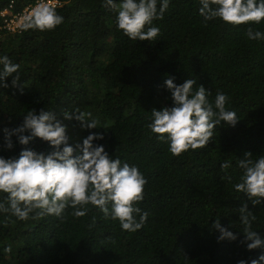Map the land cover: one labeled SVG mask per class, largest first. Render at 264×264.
Returning a JSON list of instances; mask_svg holds the SVG:
<instances>
[{
  "label": "trees",
  "instance_id": "trees-1",
  "mask_svg": "<svg viewBox=\"0 0 264 264\" xmlns=\"http://www.w3.org/2000/svg\"><path fill=\"white\" fill-rule=\"evenodd\" d=\"M36 2L0 0V55L20 64L17 85L7 77L8 87L0 88V155L16 156L24 147L13 136V149H5L3 129L21 125L29 109H53L75 141L89 130L63 113L90 112L99 127L90 131L104 133L94 143L145 176L137 206L148 218L129 233L91 205L79 218L71 208L62 219L36 216L38 210L26 221L0 213V264H237L264 254L246 249L239 220L247 204L256 216L253 230L264 237V205L253 206L233 188L245 153L253 160L264 154V40H249L248 25L204 22L198 0H171L163 19L154 21L161 35L151 43L128 39L102 0H58L55 9L64 20L51 31L5 27V19ZM5 10L10 16H2ZM251 27L264 32V22ZM166 76L176 84L195 79L211 91L210 102L217 91L226 93L236 125L222 122L204 147L172 155L148 128L152 108L171 104ZM28 147L50 151L38 138ZM225 160L231 163L227 172L220 168ZM219 219L235 241L217 242L212 221Z\"/></svg>",
  "mask_w": 264,
  "mask_h": 264
},
{
  "label": "clouds",
  "instance_id": "clouds-1",
  "mask_svg": "<svg viewBox=\"0 0 264 264\" xmlns=\"http://www.w3.org/2000/svg\"><path fill=\"white\" fill-rule=\"evenodd\" d=\"M171 0H102V6L115 12V25L128 39L151 43L161 35L154 21L162 20ZM198 15L204 22L220 20L239 26L248 25L245 35L249 40H264V32L253 31L251 25L264 22V0H198ZM48 0H37L29 12L19 21L21 31H51L63 23ZM11 77L13 87L20 78V64L7 55H0V88ZM195 86V87H194ZM164 87L170 93V106L152 108L148 128L156 139L167 143L168 151L179 156L189 149L202 148L209 143L217 126L234 127L239 118L226 108L229 97L217 91L210 102L211 91L198 85L195 79L174 83L166 76ZM23 122L11 130L3 129L4 148L12 150V137L24 146L16 156L0 155V213H9L19 221H26L35 210L36 216H55L62 219L67 208L71 215L84 217L91 205L98 208L106 219L118 221L120 229L134 233L141 229L148 213L137 205L144 199L145 176L136 165H129L119 157L109 154L102 143L103 132L90 112L74 109L65 111V120L76 121L80 129L89 130L86 137L73 140L68 125L57 119L53 109H29ZM27 133V135H25ZM39 139L50 151H37L30 142ZM71 141V142H70ZM245 153L238 161L243 171L239 182L233 185L236 192L245 195L253 206L264 205V154L251 159ZM231 163L225 160L220 168L227 172ZM229 179H231L229 177ZM239 220L243 225V243L246 249H264V237L253 230L256 216L247 204L239 208ZM212 229L219 232L217 242L235 241L237 236L223 227L219 220L212 221ZM11 251L10 246L3 249ZM237 264H264V254L256 259H241Z\"/></svg>",
  "mask_w": 264,
  "mask_h": 264
},
{
  "label": "built area",
  "instance_id": "built-area-1",
  "mask_svg": "<svg viewBox=\"0 0 264 264\" xmlns=\"http://www.w3.org/2000/svg\"><path fill=\"white\" fill-rule=\"evenodd\" d=\"M48 3L51 4L53 7L57 8L59 6V2L58 0H48ZM29 6L27 7L22 13L17 14V15H13L11 16V18L9 17L8 19H5V27L12 31L15 32L17 30H19V21L21 20V18L26 15L29 10L33 7ZM10 16V12L8 10H5L4 12H2V16Z\"/></svg>",
  "mask_w": 264,
  "mask_h": 264
}]
</instances>
